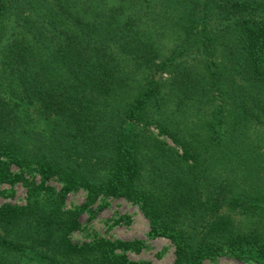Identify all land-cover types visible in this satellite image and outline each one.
Returning a JSON list of instances; mask_svg holds the SVG:
<instances>
[{
    "label": "trees",
    "instance_id": "obj_1",
    "mask_svg": "<svg viewBox=\"0 0 264 264\" xmlns=\"http://www.w3.org/2000/svg\"><path fill=\"white\" fill-rule=\"evenodd\" d=\"M22 178L0 264H154L74 241L79 189L136 203L175 264H264V0H0V184Z\"/></svg>",
    "mask_w": 264,
    "mask_h": 264
},
{
    "label": "rangeland",
    "instance_id": "obj_2",
    "mask_svg": "<svg viewBox=\"0 0 264 264\" xmlns=\"http://www.w3.org/2000/svg\"><path fill=\"white\" fill-rule=\"evenodd\" d=\"M12 171L23 175L27 180L40 182V175L35 171H24L13 165ZM25 178L14 183L0 184V204H24L28 199ZM59 189L61 183L55 179L48 181ZM86 191L83 189L68 193L65 205L71 209H82L79 219L80 228L72 233L76 242L89 241L97 237L110 239L143 241L139 250L129 249L124 253L133 261H150L154 264H175V246L167 238L149 236L150 223L140 207L123 197H101L96 203L85 205ZM202 264H254L219 256L205 260Z\"/></svg>",
    "mask_w": 264,
    "mask_h": 264
}]
</instances>
